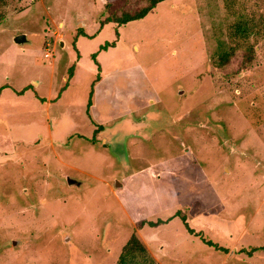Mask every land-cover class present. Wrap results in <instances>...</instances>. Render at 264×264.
Segmentation results:
<instances>
[{
  "label": "rangeland",
  "instance_id": "1",
  "mask_svg": "<svg viewBox=\"0 0 264 264\" xmlns=\"http://www.w3.org/2000/svg\"><path fill=\"white\" fill-rule=\"evenodd\" d=\"M148 4L0 0V264H264V0Z\"/></svg>",
  "mask_w": 264,
  "mask_h": 264
},
{
  "label": "trees",
  "instance_id": "2",
  "mask_svg": "<svg viewBox=\"0 0 264 264\" xmlns=\"http://www.w3.org/2000/svg\"><path fill=\"white\" fill-rule=\"evenodd\" d=\"M166 0H148L149 4L147 7L142 9L140 12L134 14V15H124L120 19H117L116 21H113L116 23L118 27L126 25L130 22L138 21L146 17L152 10L160 3L164 2ZM112 22V21H110ZM233 36H244L247 35V28L244 27L240 23H236L232 27V34ZM115 43H107L103 47H101V50H106L108 47H114ZM90 106V102L88 104ZM161 223V221L157 222H148V225L152 228L157 227L158 224ZM191 231V230H190ZM209 246H215L211 243H208ZM218 250L223 251L220 248H217ZM264 248H258L254 250H263ZM140 260V262L138 261ZM118 264H154L153 260L148 256L146 249L144 245L139 241V239L136 236H132L129 241L124 246L122 253L119 256Z\"/></svg>",
  "mask_w": 264,
  "mask_h": 264
},
{
  "label": "water",
  "instance_id": "3",
  "mask_svg": "<svg viewBox=\"0 0 264 264\" xmlns=\"http://www.w3.org/2000/svg\"><path fill=\"white\" fill-rule=\"evenodd\" d=\"M14 42L17 45H22L26 42V37L24 35H19V36L14 38ZM60 44L62 45V42Z\"/></svg>",
  "mask_w": 264,
  "mask_h": 264
},
{
  "label": "crops",
  "instance_id": "4",
  "mask_svg": "<svg viewBox=\"0 0 264 264\" xmlns=\"http://www.w3.org/2000/svg\"><path fill=\"white\" fill-rule=\"evenodd\" d=\"M67 120H68V118H67Z\"/></svg>",
  "mask_w": 264,
  "mask_h": 264
}]
</instances>
